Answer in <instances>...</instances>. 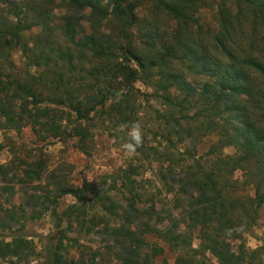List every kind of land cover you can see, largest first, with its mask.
Segmentation results:
<instances>
[{
    "label": "rangeland",
    "instance_id": "rangeland-1",
    "mask_svg": "<svg viewBox=\"0 0 264 264\" xmlns=\"http://www.w3.org/2000/svg\"><path fill=\"white\" fill-rule=\"evenodd\" d=\"M235 1L120 0V6L134 7L128 25L121 22L115 0H98L93 7L68 6L65 0H0V34L5 33L4 40H0V76L40 80L38 89L43 98L49 95L51 78L65 86L54 92L72 93L81 99L100 89L114 93L102 109L96 107L98 113L91 112L90 121L82 123L81 129L86 131L83 139L54 138L52 130L42 126L37 127L38 135L28 126L18 133L7 128L0 130V167H10L13 171L7 178L16 177L18 181L24 169L38 163L45 168L44 175L55 173L54 177L73 189H83L86 185L82 202L66 195L57 203L48 204V211L40 218H32L21 212L16 194L19 182L14 185L15 194L3 193L1 188L7 179L0 174V207L5 218L13 214L16 219L10 230L0 229V244L13 239L22 241L21 261L13 257L0 259V264H54L55 255L61 256L65 263L76 262L84 247L90 249L86 250V257L95 259L97 264H119L100 242L98 231L104 224L99 222L100 226L92 229L91 219L104 217L109 225H120L119 212L114 213L115 217L108 215L102 210L103 203L108 204L106 197L115 204L126 203L134 195L138 196L134 197L138 207L163 212L164 221L159 227L170 231L169 239L179 236L182 240L177 241V250L172 246L173 240L169 244L155 235L145 234L150 247L163 249L162 254L153 258V264H174L180 255L178 251L187 252L191 259L195 253L193 258L199 264H218L205 248L202 230L189 226L186 218L179 215L183 209L181 194L176 189L168 191L162 177L166 167L188 173L199 181L202 175H209L213 181L208 182L216 185L227 199L228 210L234 207L233 198L254 197L253 186L246 184L244 172L227 162L237 148L220 137L223 123L219 107L204 104L197 95L202 84L211 78L202 73L198 62L193 65L192 56L198 48L197 52H204L206 46L213 49L218 12L224 5L234 13ZM9 3L13 9L7 10L4 7ZM66 26L75 28V43L92 36L102 45V52L110 55L97 59L88 48L76 49L75 43L72 46L62 36ZM109 37L117 46L106 50ZM163 48L176 51L170 59V69L157 63ZM60 51L64 60L59 61L56 55ZM137 57L145 60L146 67L152 66L145 76L130 63ZM125 65L136 69L140 77L129 82L123 76L109 79V69ZM94 67L101 74L97 86L89 74ZM169 70L194 86L196 94L189 104L182 103L184 93L179 87H162L168 81ZM83 101L87 102V98ZM22 102L27 109L36 106L33 97L25 96ZM65 105L57 109L69 111ZM137 123L142 129V144L129 153L122 145L130 142L129 133ZM125 171L132 173L134 193L129 192L127 181L122 180ZM45 181L33 183L37 193L43 192L44 187L52 191L53 184L47 186ZM74 205L71 216L68 209ZM81 213L83 228L74 222V215ZM236 225H243L244 231L238 226L234 228L233 252L244 251L251 256L252 264H264V203L253 221L247 218ZM89 229H92L90 233Z\"/></svg>",
    "mask_w": 264,
    "mask_h": 264
},
{
    "label": "trees",
    "instance_id": "trees-1",
    "mask_svg": "<svg viewBox=\"0 0 264 264\" xmlns=\"http://www.w3.org/2000/svg\"><path fill=\"white\" fill-rule=\"evenodd\" d=\"M65 1L68 6L75 7H93L98 3V0ZM120 3V0H115L116 12L121 22L126 21L129 25L134 7L132 5L120 6ZM235 4L234 13L224 5L218 12V29L216 35L213 36V41H215L213 49L206 46L207 48H203L204 52L203 50L197 52L198 48L192 56L194 57L193 65L198 62L202 73L211 78V81L208 80L202 84L197 95L205 102L204 104L219 107L223 123L220 137L225 139L227 144L235 145L237 148L236 154L227 162L244 172L245 180L248 182L246 184L253 186L254 197L246 200L233 198L234 207L232 205L230 207L233 209L228 210L227 199L216 185L209 183L213 181L209 175L206 177L202 175V180L199 181V178L188 173L176 172L166 167L163 169L162 177L163 185L168 191L176 189L181 194L180 203L183 209L179 211V215L181 218H186L189 226H197L202 230V236L206 242L205 248L215 257L218 264H252L251 256L248 257L244 251L233 252L231 241L236 236L234 230L238 226L236 224H241L247 218L253 221L257 210L264 203V0H236ZM4 8L13 9V4L9 3ZM173 11L176 12L175 9ZM13 17H18V15H13ZM4 35L5 33L0 34V40H4ZM76 35L75 28H69V26L64 27L62 31V36H66L72 46ZM109 38L106 50L117 46L113 38ZM75 46L76 49H90L95 58L103 56L107 58L106 56L110 55L109 52H102V45L92 36L77 40ZM163 49V55L157 63L161 62L165 64V68L170 69V59L176 55V51ZM58 57L59 61L64 60L62 51L56 55V58ZM144 61L138 57L135 61H130L142 72L141 75L144 74L143 76L152 67H146L143 64ZM109 70V79L116 80L119 76H123L125 81L129 82L140 77L137 70L130 65ZM166 72L168 81L163 80L162 87L164 89L179 87L184 93L182 103L189 104L196 94L194 86L187 84L174 71ZM89 74L92 83L97 86L101 80L99 68L94 67ZM51 80L49 95L43 98L38 89L41 84L40 80L15 79L12 75H1L0 130L7 128L18 133L28 126L33 134L38 135L40 131L37 127L42 126L45 129H51L54 138L79 137L83 139L86 131L81 129L82 123L90 121L91 112L98 113L96 107L99 106L102 109L105 102L114 96L113 91L103 92V89L83 99L78 95L73 96L72 93L61 94L63 91L56 93L55 90L64 89L65 86L55 78ZM25 96L36 98L34 108L25 107L22 102ZM85 98L87 102L83 101ZM65 103L69 111L57 109L59 105ZM120 112H122L121 109ZM3 168L5 167H0V174L7 180L3 181L4 185L1 190L3 193L15 194L14 185L17 179L16 177L7 178L12 169ZM44 170L45 168L37 163L33 168L24 169L23 177L18 179L19 187L16 194H19L22 213H28L32 218H40L48 211V204L57 203L58 199L66 195H72L77 202L83 201L86 185L83 189H73L65 181H59L56 176L54 177L55 173L44 175ZM123 173L122 180L127 181L129 192L134 193L135 181L130 178L132 173L126 171ZM43 180H46L45 185L47 186L48 183L53 184L52 191L44 187L43 192L37 193L33 183ZM134 197L138 198L134 195L130 201L121 204H115L109 197H106L108 204L103 203L102 210L112 217H115V212H119L122 218L121 223L114 226L109 225L104 217L92 218V229L99 227V222L104 224L103 229L98 231V235L112 260L119 264H153V258L162 254L163 249L156 246L150 247L145 234L155 235L169 244H172L173 240L172 246L177 250L179 248L177 241L181 237L176 236L174 239H169L170 231H164L159 227L164 221L163 212L152 207H138ZM73 208L75 205L68 209L71 216H73ZM82 215V213L74 215V222L80 226L83 220ZM15 221L13 214L5 218L0 207V229L10 230ZM251 223L250 221L248 226ZM241 226L243 225L238 227L243 232ZM81 227L83 228V225ZM92 229H89V233ZM20 240L13 239L9 243L0 244V259L8 260L19 257L20 262L22 254V241ZM86 250L90 249L84 247L76 262L65 263L61 256L55 255L54 264H97L95 259L86 257ZM178 252L180 255L174 264H199L193 258L195 253L191 255V259L187 252Z\"/></svg>",
    "mask_w": 264,
    "mask_h": 264
},
{
    "label": "clouds",
    "instance_id": "clouds-1",
    "mask_svg": "<svg viewBox=\"0 0 264 264\" xmlns=\"http://www.w3.org/2000/svg\"><path fill=\"white\" fill-rule=\"evenodd\" d=\"M130 142L124 143L122 145L123 149L129 153H134L142 144V129L139 123L134 124L131 132L129 133Z\"/></svg>",
    "mask_w": 264,
    "mask_h": 264
}]
</instances>
